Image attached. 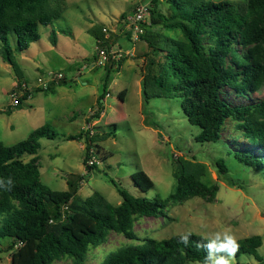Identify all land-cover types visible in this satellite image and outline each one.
I'll list each match as a JSON object with an SVG mask.
<instances>
[{"label": "rangeland", "instance_id": "374dc122", "mask_svg": "<svg viewBox=\"0 0 264 264\" xmlns=\"http://www.w3.org/2000/svg\"><path fill=\"white\" fill-rule=\"evenodd\" d=\"M140 2L150 3L159 13H171L166 0H156V5L154 0H52L53 8L64 9L61 18L51 25H41L40 40L21 53L15 52L22 77L4 61L0 40V143L14 145L26 140L35 129L51 125L58 137L40 140L38 156L42 183L60 192L77 188L78 196L84 200L98 192L115 206L122 202L118 187L138 198H169L177 187L178 166L182 160L187 161L203 178L219 185L215 202L193 198L171 203L167 218L147 217L137 222L135 230L140 240L147 237L166 240L182 231L203 236L231 230L237 240L258 235L263 240L258 249L262 261L244 254L232 258L231 264H264V170L250 168L230 153V150L245 146L241 139L238 144L233 142L237 131L232 121L223 129L219 142L201 143L196 139L201 129L188 121L181 98L170 97L167 92L162 96L154 95L159 94L157 91L144 93L143 84L149 69L157 72L165 59L155 55L145 40L133 44L126 38V21L121 16L124 13L130 16ZM93 28L107 30L104 33L108 37V47L115 54L122 51L121 59L124 60L123 67L113 73L108 82L110 95L104 100L105 110L99 118H95L97 100L104 88L106 66L94 67L100 46L90 33ZM146 29L166 33L172 38L182 37L178 31L154 26L151 18L147 20ZM53 32L57 34L56 45L51 41ZM9 38L14 48L16 36ZM127 51L129 55L125 54ZM151 59L155 67L151 66ZM50 73L64 74L65 84L56 87L54 92H34L38 79ZM22 81L23 88L33 94L20 106H14L11 95L15 91L17 96H22L24 90L17 89ZM171 82L173 79L169 80ZM123 91L126 96L122 100ZM222 94L236 105L264 99V89L245 98L237 97L231 89H225ZM88 130L95 134L112 133L109 138L96 139L93 143L92 160L97 166L92 170L84 161L85 140H66L69 135ZM29 158L24 157L26 161ZM219 161H224L226 171H221ZM139 171H145L154 181L152 198H149V191H141L133 182L132 175ZM8 242L9 239L4 240L0 245V264H12ZM131 243L123 235L112 233L107 243L89 253L86 264H100L107 253ZM56 264L74 262L64 259Z\"/></svg>", "mask_w": 264, "mask_h": 264}, {"label": "trees", "instance_id": "16d2710c", "mask_svg": "<svg viewBox=\"0 0 264 264\" xmlns=\"http://www.w3.org/2000/svg\"><path fill=\"white\" fill-rule=\"evenodd\" d=\"M166 3L170 14L159 13L156 7H151L152 23L178 31L182 37L172 38L145 26L141 40L165 61L159 64V72L149 69L143 84L144 93L147 95V90H151L159 92L154 95L162 96L167 92L170 97L181 98L188 121L201 129L196 138L201 143L219 142L223 129L232 121L237 131L233 142L238 144L241 139L245 146L230 150V153L240 163L264 170V99L236 105L222 94L225 89H231L237 97L245 98L264 89V0H245L244 4L226 0H166ZM53 7L52 0H0L3 59L20 77L23 73L15 60V52L21 53L40 40L41 25H51L61 18L64 9ZM127 18L125 13L121 16L123 21ZM90 33L98 46L110 49L103 29L93 28ZM10 35L16 36L14 48ZM56 35L55 32L51 35L55 45ZM126 36L131 38V33L126 32ZM123 62V59L110 60L106 65L104 88L97 100L95 118L104 113V100L110 95L108 82L113 73L120 71ZM150 63L155 67L154 60ZM170 79L173 82L169 83ZM64 84L65 79L47 90L37 88L34 92H54ZM23 87L22 81L17 87L24 90L20 105L33 94ZM125 96L123 91L120 97L123 100ZM111 134H95L88 130L69 135L66 140H85L84 161L88 165L93 157V143ZM57 137L53 127L46 124L14 145L0 143V245L10 240L8 251L12 264H56L64 259L86 264L89 253L107 243L112 233L121 234L132 243L110 251L100 264H203L206 252L196 246L202 240L201 235L192 233L191 242L185 247L179 243L177 235L161 241L148 237L141 241L135 226L147 217L167 218L171 203L193 198L215 202L220 190L217 183L203 178L193 165L182 160L177 170L176 190L165 200L135 197L115 182L122 197L121 204H111L98 192L84 200L78 196L77 188L60 192L41 181L40 140ZM25 156L30 157L28 161ZM96 166L95 163L88 165L90 170ZM218 166L226 171L224 161H219ZM132 179L143 192L154 186L145 171L135 173ZM237 241L236 257L249 254L262 261L258 255L263 245L261 236Z\"/></svg>", "mask_w": 264, "mask_h": 264}, {"label": "built area", "instance_id": "2783aa9c", "mask_svg": "<svg viewBox=\"0 0 264 264\" xmlns=\"http://www.w3.org/2000/svg\"><path fill=\"white\" fill-rule=\"evenodd\" d=\"M150 3H137L135 5V8L130 16L126 19V30L127 32L131 33L130 42L133 44L141 41V36L145 33V26L147 24L148 18H151V7L149 5ZM104 32H107L106 29L103 30ZM119 53L115 54L108 48H98V57L95 59L96 63L95 66H106V64L111 60H120L123 57V52L118 51ZM122 52V53H120ZM125 54L129 55L130 52L127 51ZM63 79H65L64 74L62 73H50L46 77H41L38 79L37 85L35 89H44L47 90L48 87L52 85H56L59 82H61ZM16 92L13 91L12 98L13 105L18 106L20 105V100L22 96H17L15 94ZM23 95V94H22ZM88 164L91 166L94 164L93 160L90 159L88 161Z\"/></svg>", "mask_w": 264, "mask_h": 264}, {"label": "clouds", "instance_id": "9594fccd", "mask_svg": "<svg viewBox=\"0 0 264 264\" xmlns=\"http://www.w3.org/2000/svg\"><path fill=\"white\" fill-rule=\"evenodd\" d=\"M9 182L12 183V180L9 179ZM153 195L150 189L149 198H152ZM176 235L179 243L185 247L191 242V231H182ZM201 238V242L196 246L206 252L203 264H231L232 258L235 257L239 249L237 238L231 230L209 232Z\"/></svg>", "mask_w": 264, "mask_h": 264}, {"label": "crops", "instance_id": "0c3cea01", "mask_svg": "<svg viewBox=\"0 0 264 264\" xmlns=\"http://www.w3.org/2000/svg\"><path fill=\"white\" fill-rule=\"evenodd\" d=\"M124 29H125V28H124ZM125 30H126V29H125ZM125 30H124V31H125ZM119 37H120V35L116 36V40H115V41H116L117 43H118ZM107 38H108V37L106 36L105 39H107ZM126 38H127V40L130 42V38H129L128 36H126ZM107 40H108V39H107ZM141 41H142V40H141ZM96 42H97V40H96ZM122 67H123V65L121 66V68H122Z\"/></svg>", "mask_w": 264, "mask_h": 264}]
</instances>
